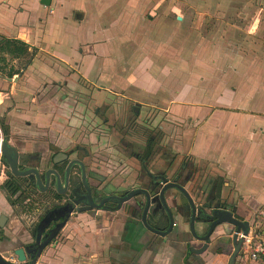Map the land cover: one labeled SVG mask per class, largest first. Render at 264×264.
Returning a JSON list of instances; mask_svg holds the SVG:
<instances>
[{"label": "crops", "instance_id": "obj_1", "mask_svg": "<svg viewBox=\"0 0 264 264\" xmlns=\"http://www.w3.org/2000/svg\"><path fill=\"white\" fill-rule=\"evenodd\" d=\"M31 1L36 12L29 11ZM6 2L20 19L12 24L14 33L1 37L25 41L32 55L12 56L26 63L13 77L0 72L1 94L15 96V90L23 94L54 81L66 82L67 88L76 77L100 76L116 95L158 103L185 121L179 150L202 165L205 174L222 178V198L250 222V232L264 230L259 215L264 195L253 198L243 182L264 172V23L209 29L195 16L202 13L188 10L184 0H51L49 5L27 0L26 8ZM23 15L32 22L21 20ZM15 33L26 38L9 37ZM176 79L182 84L173 93ZM43 102L33 98L30 106L20 105L16 115L46 126L52 117ZM13 111L6 123L16 117ZM2 200L0 215L5 212L12 220L7 210L14 208L5 195ZM117 215L100 222L79 214L76 223L71 220L63 228L59 243L47 246L35 264L182 263V238L155 240L152 234L128 233L125 216ZM23 231L16 232L6 249L32 242L30 231ZM222 256L206 252L201 258L219 264L214 259Z\"/></svg>", "mask_w": 264, "mask_h": 264}, {"label": "flooded vegetation", "instance_id": "obj_2", "mask_svg": "<svg viewBox=\"0 0 264 264\" xmlns=\"http://www.w3.org/2000/svg\"><path fill=\"white\" fill-rule=\"evenodd\" d=\"M69 83L71 87H67V89H79L84 94L87 92L89 94V91L94 88L100 94L106 95V105H112L109 109L111 107L112 109L115 107L121 108L124 105V101L132 100L131 98H121L117 95L116 97L119 100L111 99L109 93L112 92L105 87L104 83V86L101 83L91 86L89 83L87 84L85 78L78 77L71 79ZM52 84L59 89H66L64 87L66 86V82L54 81L51 84H45V86L38 90L29 89L25 93H19L14 97L20 98L21 101L25 102V105L30 106L33 98H36L37 101L46 100L43 99V94L40 90L51 87ZM62 97L64 102H68L66 94H62ZM48 102L46 100L43 104H47ZM89 102L90 104L88 100H85V105L97 103L94 100H89ZM80 104H84V102ZM101 106L102 104L95 106L94 114L103 118L104 124L110 121L117 124V117L115 115L109 116V118L102 117L103 112H100ZM130 109L135 115H142V106L140 104H134ZM12 110L16 114H19V107L10 108L9 111ZM3 112L0 113V149L2 161L5 165V176L0 183L7 201V193L3 185L8 180H17L22 186L20 192L16 196L11 197L14 204L16 201L24 200L18 197L23 195V188H30L41 195L51 196L52 200H43L47 208L40 214L35 222L34 229L30 232L33 240L29 243L31 247L27 262L20 263L13 261L4 254L5 251L14 252V250L6 249L12 238L3 235L1 233L2 228L0 227V264L31 263L38 253L40 245L48 239L58 224L64 222L63 226L45 248L59 243V236L62 234L63 228L71 220L76 223V218L82 213H87L93 216V218L100 220V222L104 218L112 217L113 214L125 216L124 230L131 234L148 233L152 234L155 240L169 237L182 238L185 252L181 264H206V261L201 258L206 252L223 256L228 252V260L223 262L222 258L219 264H229L230 257L235 250L233 226L231 224H219L213 227L212 218H209L207 222H203V220L207 214H211L219 207H228L231 210H235V208L230 205V202L222 198V178H215L210 174H205V171L202 170L203 166L196 163L190 156L183 154L181 151H166L160 146L158 149H162V151L157 152L158 149L155 146L154 136H149L145 141H142L138 139L134 140L133 138L127 139L125 134H121L117 140V143L120 144V153L122 155L128 154L135 162L132 160L131 162L127 160L125 163L120 161L117 163V166L112 165L110 168L106 167V169L102 170L103 166L101 164L95 163L97 166H91L90 158H93V156L90 150L80 142H74V129L68 127L67 124H62L60 122L61 118L58 120L59 115H53L51 120L48 121L49 124L41 126L36 123L33 124L30 120L22 119V117L17 116L15 113L16 117L14 120H10L12 123H6L8 120H5ZM22 124L26 126L27 130L28 128L32 130L27 131L26 128H21ZM159 127L165 131L164 125H159ZM121 132L124 133L125 129L121 128ZM4 142H8L18 150V165L20 170L36 168L40 172L43 181L41 187L38 186L37 177L33 173L29 176H21L11 172L9 164L3 157L1 146ZM34 149L36 150L34 151ZM156 153L160 154L158 157L159 161H157L158 158L156 161L154 159ZM101 162L105 163V161ZM129 162L131 164L129 165L130 167L127 165ZM48 172L49 176H47ZM59 181L61 182L60 186L58 185ZM168 183H175L184 187L190 195L193 204H191L189 198L176 185L167 188ZM41 188L44 190H41ZM137 190H139L138 193L132 198L123 201L119 206L120 198L126 197ZM162 190H164V196L168 208L172 211L174 220V224L166 236L159 235L147 227L152 226L163 231L168 230L170 227V215L161 198ZM155 196H157L156 201L153 202L152 198ZM13 197H15V200H13ZM149 198H151V202L148 206ZM96 205H100V207L96 208ZM11 206L14 208L16 205ZM147 206L148 210L146 217H144ZM193 211L195 233L191 227ZM27 212L29 213V211ZM49 213L54 214L50 218V221L47 222L45 228L41 230V240L37 242L38 226L43 217ZM26 215L30 214L26 213ZM234 215L242 219L236 214V210ZM198 236H208L209 240H201ZM239 236L241 235L239 234ZM206 242L208 243V247L203 253L198 254L190 250L191 247L201 249ZM244 243L245 240L234 260V264H238L242 250L244 252ZM183 244L181 247H183ZM45 248L42 249L40 255L44 252ZM214 261L217 260L214 259Z\"/></svg>", "mask_w": 264, "mask_h": 264}, {"label": "rangeland", "instance_id": "obj_3", "mask_svg": "<svg viewBox=\"0 0 264 264\" xmlns=\"http://www.w3.org/2000/svg\"><path fill=\"white\" fill-rule=\"evenodd\" d=\"M19 1L20 2H18L17 0H13V2L17 4V6L21 5L22 7L26 8L27 0ZM184 1L186 2L185 7L188 10L189 8H197L199 12L202 13V15L197 14L195 16L201 17V22L206 24L209 29H211V27H214L215 29V27H217L218 25H223L226 23L235 24L240 29L250 28L251 26L264 23V0ZM7 5L8 2H6V0L0 4V40L2 38L1 34L8 35L14 33L11 30L12 24L14 21H18L20 19V14L17 12V9L10 10L6 7ZM29 5V11L36 12L37 8L32 7V1ZM13 7L14 5H12V8ZM40 7L43 10L45 9L43 4H40ZM21 20H25L28 23L32 22L28 20V16L24 15L21 16ZM19 35V33H15L9 37H16ZM25 63L26 59L14 61L11 55H5V53L0 50V72L9 73L15 70H19L24 66ZM86 80L87 84L89 83L91 86L100 83L103 86L104 84L105 86L108 85L104 83V79H101L100 76L90 77ZM181 84L182 79L173 80V82L171 83V87H173L172 92ZM212 87L213 84L210 87H207L208 91L212 90ZM40 91L43 94V99H46L51 104H53L50 106V104L47 103L48 105H46L51 117H53V115H59L58 120L61 118L60 122L62 124H67L68 127L74 129V142H80L90 150L91 155L93 156V158H90V162L91 166L93 167L97 166L96 164H101L103 166V170L106 169V167L110 168L112 165L117 166V163L120 161H123L125 163L127 162V160L130 162L132 160L133 162H135V160L131 159L128 154L122 155L120 153V144L117 143V140L121 134H125L127 139L133 138L134 140L138 139L142 141H145L149 136H154L155 146L157 149L162 147L164 150L170 152L180 151V133L181 130H184L182 123H185V121H179L178 117H176V113H173L170 110H164L158 103H153L152 101L150 102L145 98H138L124 101V105L121 108L115 107L114 109H112L111 107V109H109V107L112 105H106V95L100 94L98 90H95L94 88L89 91V94L88 92L84 94V92L79 89H59L54 84H52L51 87H47L45 89L43 88ZM14 94L17 95L19 94V92L15 90ZM62 94H66V96L68 97V102H64V100L62 99ZM109 96L111 97V99L118 100V97H125L123 93L118 94V97H116V94L114 93H109ZM0 99L2 100L0 106L3 107V113L5 114L4 118L6 121L9 119L8 111L10 110V108H21L20 105H23L25 103L24 101H21L20 98H16L8 94L0 93ZM85 100H88L89 104V100H94L97 103H95L94 105H85ZM83 102L84 104H80ZM97 104H102V106L100 107V112H103L102 117L109 118V116L112 117V115H115L117 117V124L112 121L104 124L103 118H100V116L94 114L95 106H97ZM134 104H140L142 106V115L137 116L130 109V107ZM71 107L73 108V111ZM51 109L54 110L51 111ZM13 113L15 112L13 111ZM159 125H164L165 131L162 130ZM20 127H23V129L26 128V126H24L23 124ZM121 128L125 129L124 133L121 132ZM30 130L32 129L28 128L27 131ZM35 150L36 149H34V151ZM161 151L162 149L157 150V152ZM159 156L160 154H155V161ZM101 161H105V163ZM157 161H159V158L157 159ZM130 162L127 164L128 166L131 165ZM262 167H264L263 164ZM243 182L248 186L247 193L252 195L253 198L258 197L261 194L264 195V172L260 174V176L253 175L249 178L244 177ZM1 188L2 187L0 183V205H3L4 207L5 203L2 200L4 193L2 192ZM22 196H25V199L16 201L14 211L7 210L10 214H12L11 216L13 218L6 223L4 228H2L1 233L6 237H16V232L19 230L23 231V229L32 232L35 226V222L39 218L40 214L44 211V209L47 208L43 200H52L51 196L41 195L30 188H23ZM13 200H15V197H13ZM27 211H29V213ZM2 213L5 214V212ZM26 213L30 215H26ZM14 214L19 217V220L14 216ZM258 232H260V229H258ZM4 254L13 261H18L13 251H5ZM228 257L229 253L227 252V254L223 256V262H226L228 260ZM217 261L221 262L222 260L217 259ZM238 264H264V256L259 260L251 261L246 258L245 252H243L242 250L241 257L238 259Z\"/></svg>", "mask_w": 264, "mask_h": 264}, {"label": "water", "instance_id": "obj_4", "mask_svg": "<svg viewBox=\"0 0 264 264\" xmlns=\"http://www.w3.org/2000/svg\"><path fill=\"white\" fill-rule=\"evenodd\" d=\"M42 3L49 5L51 3V0H42ZM180 18L181 17H179V19ZM16 79L18 80V78H16ZM1 147H2V152H3V157L6 160V162L9 164L11 172L13 174L21 175V176H29L33 173L37 177L38 186L41 187L43 185V181H42L40 172H38V170L36 168H30L28 170H20L19 169V165H18L19 153H18V150L14 146L9 144L8 142H4ZM48 174H49V172L47 173V176H49ZM60 183L61 182L59 181L58 182L59 186H60ZM167 185H168L167 188L170 186L176 185L189 198V201L191 202V204H193V201H192L190 195L188 194V192L186 191V189L184 187H181L179 184H175V183H168ZM41 190H44V189L41 188ZM138 192H139V190L134 191L131 194H128L126 197L120 198L119 199V202H120L119 206L122 204L123 201L132 198ZM148 197H150V196L148 195ZM156 197L157 196L152 198L153 202L156 201ZM161 198H162L164 206L167 207L168 213L170 215V227L166 231H163L159 228H154L152 226H147V227L159 235L166 236L170 232V230L174 224V220H173L172 211L168 208L166 198L164 196V190L161 191ZM148 200H149V202L147 205L149 206V203L151 202V198H149ZM148 206L146 207V210L144 212V217H146ZM95 207L96 208L100 207V205H96ZM234 212H235L234 209L231 210L228 207L227 208L219 207V208L215 209L211 214H207L205 216V219L203 220V222H207L209 218H212L213 219V222H212L213 227L215 225H219V224H223V225L231 224L233 226V230H234L233 239H234L235 250L230 257L229 264H234V260H235L237 254L240 250V247H241L243 241L245 240L246 235H248L250 232V222L248 220H242V219L236 217L234 215ZM53 214L54 213H49L43 217L41 223L38 226L37 242H40L41 230L43 228H45L47 222L50 221V218L52 217ZM192 214H193V218H192L191 227H192L193 232L195 233V230H194V211ZM7 221H8V216L5 214H1V216H0V227L3 228L5 226V224L7 223ZM63 224H64V222L61 224H58L56 226V229L53 232H51L48 239H46L40 245V249H39L38 253L36 254L35 258L32 260V262L29 264H35L37 262V259L40 256L42 249L45 248V246L50 243L53 236L63 226ZM239 234L241 236H239ZM198 237L204 241L209 240L208 236H203V237L198 236ZM30 247H31V244H29L27 246L18 245L16 247H15V245H13L12 250H14V254L16 255L18 262H20V263L21 262H27L28 254L30 252ZM207 247H208V243L206 242V244L201 249H195V248L191 247L190 250L200 254V253H203ZM8 264H14V263H8Z\"/></svg>", "mask_w": 264, "mask_h": 264}, {"label": "trees", "instance_id": "obj_5", "mask_svg": "<svg viewBox=\"0 0 264 264\" xmlns=\"http://www.w3.org/2000/svg\"><path fill=\"white\" fill-rule=\"evenodd\" d=\"M0 50L5 53V55H11L13 57H29L32 55V52L30 51L28 43H26L23 40H20L18 38H7L3 37L0 40ZM16 72H10L9 76L13 77ZM18 73V72H17ZM5 187V191L7 193L8 201L11 205H15L12 201L11 197L16 196L21 189V183L17 180H8L6 184L3 185ZM21 199H25V196H18ZM12 201V202H11Z\"/></svg>", "mask_w": 264, "mask_h": 264}, {"label": "built area", "instance_id": "obj_6", "mask_svg": "<svg viewBox=\"0 0 264 264\" xmlns=\"http://www.w3.org/2000/svg\"><path fill=\"white\" fill-rule=\"evenodd\" d=\"M5 176V165L2 161V153L0 149V182ZM260 216L264 218V208L260 210ZM249 232L245 237L244 252L247 259L256 261L264 256V230L262 232Z\"/></svg>", "mask_w": 264, "mask_h": 264}]
</instances>
